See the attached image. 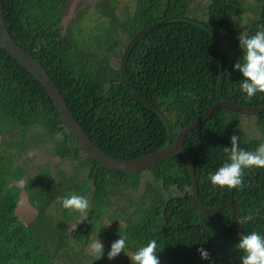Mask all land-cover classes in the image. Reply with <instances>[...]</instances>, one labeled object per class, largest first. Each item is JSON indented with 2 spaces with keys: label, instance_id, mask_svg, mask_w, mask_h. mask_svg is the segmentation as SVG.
<instances>
[{
  "label": "trees",
  "instance_id": "1",
  "mask_svg": "<svg viewBox=\"0 0 264 264\" xmlns=\"http://www.w3.org/2000/svg\"><path fill=\"white\" fill-rule=\"evenodd\" d=\"M253 1L254 18L244 23V0H209L203 7L195 5L198 0H99L91 13L83 5L64 31L70 0H2V12L10 36L42 64L97 147L116 160L130 161L167 146L168 128L156 109L166 114L176 137L218 101L264 107L263 93L249 99L240 90L234 68L243 62L239 35H253L264 26V0ZM88 13L96 16L86 17ZM81 20L89 23L86 31ZM126 50L130 90L121 74ZM244 119L253 125L247 129L256 128L260 137L246 139ZM63 127L66 132L56 138ZM234 134L241 148L254 151L264 143V113L247 116L216 109L187 136L199 201L207 208L232 203L243 235L256 231L264 236V168L244 169L242 188H220L209 179L228 160L224 147H231ZM0 138V264H84L83 248L81 259L75 249L82 242L70 241L68 234L70 222L80 214H58V198L70 194L89 199L93 208L88 218L97 223L87 232L100 237L98 221L108 215L104 203H121L112 216V228H118L109 238L126 237L132 254L156 239L161 264H241L243 253L236 248L241 236L231 211L206 214L191 205V175L184 158L160 163L147 174L102 168L75 142L45 88L1 44ZM46 140L55 142L57 161L73 158L77 163L76 184L61 170L46 179L37 174L35 185L26 177L28 143L40 149ZM144 176L149 178L135 199ZM31 208L37 217L26 226L16 211ZM118 221L126 223L125 233ZM200 248L210 259L201 258ZM93 259L89 256L86 264Z\"/></svg>",
  "mask_w": 264,
  "mask_h": 264
},
{
  "label": "clouds",
  "instance_id": "2",
  "mask_svg": "<svg viewBox=\"0 0 264 264\" xmlns=\"http://www.w3.org/2000/svg\"><path fill=\"white\" fill-rule=\"evenodd\" d=\"M195 5L196 6L200 5L201 7H203L200 4V1L197 2ZM165 15L166 14H164V17H165ZM2 16H3V12H2ZM167 20L168 19L162 21L160 23V25L161 26L164 25L167 22ZM192 21H196V20H192ZM5 25H6V23H5ZM6 28H7V26H6ZM238 40H239V46L242 49V53H243L242 54V61L243 62H240V60H239L234 65V68L237 70V73H238L239 83H240V90L243 93H246L247 97L249 99H251L257 93H263L264 94V26H261L259 28V30H257L255 32V34H253V35H249L246 32H242L239 35ZM231 64L232 63H230V65ZM124 77H125V73H124ZM146 103H148V102H146ZM218 103H234V102L218 101L214 105L216 106ZM235 104H237V103H235ZM238 106L245 107V108H257V107H246V106H241V105H238ZM260 108H264V107H260ZM218 109H220V108H218ZM221 109H224V108H221ZM224 110H226V109H224ZM227 111H230V110H227ZM156 112L157 113L161 112V113H163L166 116V114L164 112H162V111H160L158 109H156ZM214 112H216V110H214ZM234 113H236V112H234ZM237 114H240V113H237ZM243 115H247V114H243ZM247 116H255V115H247ZM61 122H63L62 117H61ZM63 124L65 125L66 129L69 131V133L71 134V136L73 137L75 142H77L75 137L72 135L70 129L67 127V125L64 122H63ZM63 129H64L63 132H59V133L56 134V138L62 136L66 132L64 127H63ZM253 129L257 130L254 127H253ZM257 132H258V130H257ZM177 135H176V137H177ZM248 138H250V137H246V139H248ZM239 139H240V137L235 135V134L231 136V138H230L231 147L230 148L224 147L225 153L229 154L228 160L226 162H224L220 167H218V169L214 173H210L209 174V179H210V182H211V184L213 186H217V187H220V188H228V189L242 188L243 187V175H244L243 170L244 169L253 168V167L264 168V143H261L254 151H250V150H246V149H243V148L240 147ZM50 141L53 142V140H50ZM0 142H1V139H0ZM53 143H54V149H55V147H56L55 142H53ZM79 147H80V145H79ZM184 148L190 155V152L186 149L185 146H184ZM80 149H81V147H80ZM151 154H153V153H151ZM190 157H191V155H190ZM110 158H112V157H110ZM182 158H184V157H182ZM139 159H141V158H139ZM68 160H71L72 163H73V172L71 174H67L64 171H62V170L61 171L64 172V174L66 176L73 177L75 175V173H76V168H77V163L73 160V158L64 159V160H61V161H58V162L63 163V162L68 161ZM135 160H138V159H135ZM184 160L186 161L185 158H184ZM186 163H187V161H186ZM98 164L102 167V165L100 163H98ZM187 165H188V163H187ZM102 168H104V167H102ZM104 169H107V168H104ZM194 169H195V165H194ZM107 170H109V169H107ZM148 170H150V169H148ZM148 170H145V171H143L141 173H145ZM195 171H196V169H195ZM116 173H120V172H116ZM137 174H139V173H137ZM145 174H147V173H145ZM130 175H132V174H130ZM190 175H191V173H190ZM26 177H27V175H26ZM196 177H197V172H196ZM27 178L30 179L31 177H27ZM197 181H198V178H197ZM191 182H192V180H191ZM198 186H199V181H198ZM141 187H142V184H141ZM137 193L138 192H136V194ZM140 193L142 194L141 190H140ZM120 194H121V192L119 191L117 196L120 195ZM173 198H180V197H173ZM58 199H59V201L61 203V206H62V210H60L58 212V214H60V215H64V211L65 210H70L71 212L79 213L81 215V217H82V220H84V219H86L88 217L89 210L91 208H93V206L90 207L89 199L87 197H85V196H82V195L70 194L69 196L60 197ZM34 215H35L34 219L29 224H26L23 221L22 222L26 226H29L30 224H32L34 222V220L37 217V211H35V210H34ZM105 217H109V216L106 215V216L100 218V220L98 221L101 228L105 227V223L103 225H101L102 224L101 220H103ZM245 219L248 220V219H251V217L250 216L249 217H245ZM89 221L90 220L88 218L86 220L85 224L83 226H80V223H78V225H77V224L74 223V220H73L69 224L70 226H69V231H68L70 241H81L82 242L80 247L83 248V254H85V256H84V264H86L87 259H88L89 256H94V259L90 263L91 264H95V263H102L103 260H105L107 258L109 259L108 261H110V260L118 257L119 254H121L122 252H123V255L126 258L130 257V260H131L132 264H161V262H160V260L158 259V256H157L158 245H157V240L156 239L150 240L147 243L146 246L140 247L133 254L130 251L126 250L127 238L124 237V236H116L114 238H109V237L106 238L104 235H102L101 237H99V239L97 237L96 239H94L89 244V242H86L85 238L83 237V235L89 230V228H88L90 226L89 225L90 224ZM119 224H120V222H119ZM73 226H76L79 229V231H81V232L79 234H77L76 233V229H74ZM120 226L122 227L123 233H125L124 227L126 226V223H121ZM117 228H118V226L116 228L110 227V232L112 233V236L114 235V232H115V230ZM73 233L76 234L74 237H73V235H71ZM105 240H109V241L113 242L111 244L110 248H106V245L104 244ZM87 246H88V251L86 249ZM236 248L243 253V255L240 258L241 259V264H264V236H262L260 233H258L256 231H252L250 234L242 235L240 237L239 243L236 245ZM75 249L79 250V249H77V246H75ZM198 251H199L202 259H205V260L210 259V253L207 252L206 250H204L203 248H200V249H198ZM88 252H89L90 255L88 254ZM128 253L131 256H128ZM103 263H106V261L103 262Z\"/></svg>",
  "mask_w": 264,
  "mask_h": 264
},
{
  "label": "water",
  "instance_id": "3",
  "mask_svg": "<svg viewBox=\"0 0 264 264\" xmlns=\"http://www.w3.org/2000/svg\"><path fill=\"white\" fill-rule=\"evenodd\" d=\"M0 44L1 46L8 52L10 56L14 58L19 64H21L25 69H27L45 88L50 98L52 99L55 107L57 108L59 114L62 117L63 122L70 129L72 135L75 137L76 141L79 143L81 149L89 155L92 159L96 160L98 163L102 165V167L107 168L113 172H120L123 174H137L141 173L145 170L151 169L152 167L171 160L175 157H184L188 163V167L191 173L192 180V189H193V202L192 206L199 209L201 212L209 214V213H217L222 209H229L232 213L233 220L238 230L240 231V236L243 235L242 229L240 226V222L236 218V212L232 203L217 206L214 208H206L201 205L199 201V186L196 177V171L194 169V163L189 153L185 150L184 146L186 143V137L188 134H191L195 129L199 128L202 124H204L210 117L212 116L214 110L218 108H224L226 110H230L240 114L247 115H259L264 113V108H245L240 107L235 103H218L216 106L210 108L200 119L194 121L185 129H183L177 137H174L173 129L169 124L168 118L161 112H158L162 117L164 122L167 125L168 133H169V142L168 145L148 156H145L138 160L131 161H119L113 158L108 157L103 151H101L88 137L85 131L82 129L75 116L72 114L71 110L67 106L66 101L61 95L60 90L42 66V64L30 56L26 51H24L20 45L16 43V41L10 36L8 30L6 28L3 16H2V0H0ZM130 47V46H129ZM126 50L124 52V57L121 62V74L123 80L126 82L124 77V63L126 59ZM125 86L128 90L130 87L127 83ZM135 98L146 106L153 108L152 105L146 103L138 96ZM179 199V198H175ZM172 199H170L167 203H169ZM166 209H164V212Z\"/></svg>",
  "mask_w": 264,
  "mask_h": 264
},
{
  "label": "rangeland",
  "instance_id": "4",
  "mask_svg": "<svg viewBox=\"0 0 264 264\" xmlns=\"http://www.w3.org/2000/svg\"><path fill=\"white\" fill-rule=\"evenodd\" d=\"M200 1V4L202 6H206L209 0H198V2ZM246 2V5L242 11V18L244 23L249 22L250 20H252L254 18V12L252 10V8L254 7L255 3L253 0H244ZM99 2V0H70L69 3V7L66 11V15H65V19L62 23V28L63 31L67 28L68 23L71 20L74 19H78V12L79 10L83 7V5L85 7L89 8L90 13L93 11V7ZM252 7V8H251ZM90 13L87 14L86 17L91 16V17H95L96 15L94 14L93 16L90 15ZM118 14H121V10L118 11ZM82 23V27L84 28V30L86 31L88 29L89 23L86 20H81ZM75 27H78V23H75ZM114 66L116 67L115 62H113ZM250 125L251 127L253 126L251 122H249L247 119L242 120V127L243 130L246 134V131L248 133V137L250 138H258L260 137V134L257 132V130L255 131H251L250 129H247V126ZM1 139V138H0ZM34 146H36L35 144H33L31 141L28 143L27 145V150H29V155L28 158L29 159V164L26 167V172L25 175H27V177H31V181L32 183L35 185L36 183V175L39 174L41 175L42 179H46L47 177L51 176L52 174H54L57 170H62L67 174H71L73 172V163L71 160L65 161L63 163H60L57 161L56 159V153H55V149H54V143L50 140H46V144L43 145L42 147L39 148H34ZM149 177H144L143 182H142V187H141V192L144 190L145 184H146V180ZM77 177H73L72 178V182L73 185L76 184L77 182ZM15 183H13L12 185H14ZM139 196V195H137ZM135 197V199H137L138 197ZM113 203V202H112ZM121 203L116 202L115 204H111L109 201L104 203V209L107 211L109 217H105L103 220H101L103 225L105 223V227L101 228V232L102 235H104L106 238L109 237V233H110V227H112V222L115 221L114 218H112V216L116 215V212H119V208L121 207ZM131 210H127V212H129ZM92 211L91 209L88 212V216L91 217L92 216ZM16 215L18 216V220L20 221V219L26 223L29 224L33 219H34V214L32 212L29 211H25V210H19L18 212L16 211ZM104 216V215H103ZM102 216V217H103ZM88 219V217L84 220H82L81 215H79V217H74V223L78 225V223H80V226H83L86 222V220ZM90 224L89 225H94L97 223V219L95 218L92 221H89ZM74 229H76V233L79 234L81 231H79V229L76 226H73ZM101 235V236H102ZM83 237L85 238L86 242H89V244L98 237H100L99 233H88L86 232ZM113 242L109 241V240H105L104 244L106 245V248H110L111 244ZM88 244V245H89ZM80 246H77V249H80ZM87 251H88V246H87ZM78 254H79V258L81 259L82 257V252L80 250H77ZM107 253V252H106ZM89 254V252H88ZM90 255V254H89ZM128 256H131L128 253ZM126 259L130 260L129 258H126L123 255V252L121 254H119L118 257L108 261L109 259H105L103 260V262L106 261L105 264H126ZM75 262H79V259L76 260Z\"/></svg>",
  "mask_w": 264,
  "mask_h": 264
},
{
  "label": "flooded vegetation",
  "instance_id": "5",
  "mask_svg": "<svg viewBox=\"0 0 264 264\" xmlns=\"http://www.w3.org/2000/svg\"><path fill=\"white\" fill-rule=\"evenodd\" d=\"M112 185H113V184H112ZM140 190H141V188L139 189V191H138V193H137L139 196H140V194H141V193H140ZM119 191H120V189H118V190H117V191H115V192L118 194V193H119ZM139 196H137V197H139Z\"/></svg>",
  "mask_w": 264,
  "mask_h": 264
},
{
  "label": "crops",
  "instance_id": "6",
  "mask_svg": "<svg viewBox=\"0 0 264 264\" xmlns=\"http://www.w3.org/2000/svg\"><path fill=\"white\" fill-rule=\"evenodd\" d=\"M28 211H29V212H32V213L34 214V209L31 208V209L28 210Z\"/></svg>",
  "mask_w": 264,
  "mask_h": 264
}]
</instances>
